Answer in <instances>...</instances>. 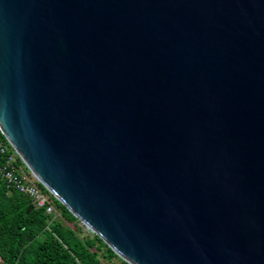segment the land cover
I'll list each match as a JSON object with an SVG mask.
<instances>
[{
	"label": "water",
	"instance_id": "obj_1",
	"mask_svg": "<svg viewBox=\"0 0 264 264\" xmlns=\"http://www.w3.org/2000/svg\"><path fill=\"white\" fill-rule=\"evenodd\" d=\"M0 134L127 264H264V0H0Z\"/></svg>",
	"mask_w": 264,
	"mask_h": 264
},
{
	"label": "trees",
	"instance_id": "obj_2",
	"mask_svg": "<svg viewBox=\"0 0 264 264\" xmlns=\"http://www.w3.org/2000/svg\"><path fill=\"white\" fill-rule=\"evenodd\" d=\"M0 139L4 140L1 134ZM7 148L12 150L9 145ZM36 184L47 194L50 212L35 207L28 197L8 189L0 179V264H102L101 260L111 264L112 258L127 264ZM28 204L31 208L26 211Z\"/></svg>",
	"mask_w": 264,
	"mask_h": 264
},
{
	"label": "built area",
	"instance_id": "obj_3",
	"mask_svg": "<svg viewBox=\"0 0 264 264\" xmlns=\"http://www.w3.org/2000/svg\"><path fill=\"white\" fill-rule=\"evenodd\" d=\"M4 139V138H3ZM8 143L0 139V179L8 189L24 194L35 207H44L45 212L52 210L48 197L36 185L30 172L17 163L16 154L9 151Z\"/></svg>",
	"mask_w": 264,
	"mask_h": 264
},
{
	"label": "rangeland",
	"instance_id": "obj_4",
	"mask_svg": "<svg viewBox=\"0 0 264 264\" xmlns=\"http://www.w3.org/2000/svg\"><path fill=\"white\" fill-rule=\"evenodd\" d=\"M37 185V184H36ZM38 186V185H37ZM39 187V186H38ZM42 191V190H41ZM43 192V191H42ZM45 194V193H44ZM46 196H47V194H45ZM48 197V196H47ZM78 224L79 225H81L82 226V228L83 229H85L84 227H83V225L82 224H80L79 222H78ZM101 262H102V264H110V263H108V262H106V261H104V260H101ZM111 264H121L116 258H112V262H111Z\"/></svg>",
	"mask_w": 264,
	"mask_h": 264
}]
</instances>
